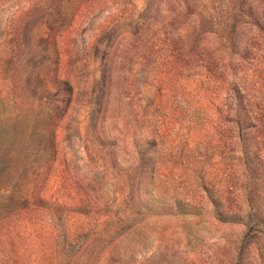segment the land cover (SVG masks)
<instances>
[{"label":"rangeland","instance_id":"obj_1","mask_svg":"<svg viewBox=\"0 0 264 264\" xmlns=\"http://www.w3.org/2000/svg\"><path fill=\"white\" fill-rule=\"evenodd\" d=\"M0 264H264V0H0Z\"/></svg>","mask_w":264,"mask_h":264}]
</instances>
